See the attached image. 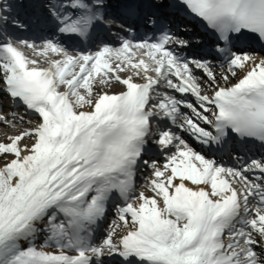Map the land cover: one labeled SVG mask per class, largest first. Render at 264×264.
Instances as JSON below:
<instances>
[{
	"label": "snow or ice",
	"instance_id": "snow-or-ice-1",
	"mask_svg": "<svg viewBox=\"0 0 264 264\" xmlns=\"http://www.w3.org/2000/svg\"><path fill=\"white\" fill-rule=\"evenodd\" d=\"M0 125V264H264V0H0Z\"/></svg>",
	"mask_w": 264,
	"mask_h": 264
}]
</instances>
